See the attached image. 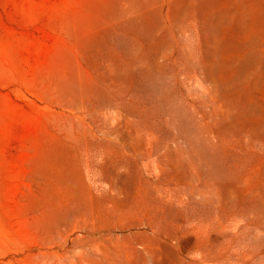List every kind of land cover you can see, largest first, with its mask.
Wrapping results in <instances>:
<instances>
[{
	"label": "rangeland",
	"instance_id": "374dc122",
	"mask_svg": "<svg viewBox=\"0 0 264 264\" xmlns=\"http://www.w3.org/2000/svg\"><path fill=\"white\" fill-rule=\"evenodd\" d=\"M0 264H264V0H0Z\"/></svg>",
	"mask_w": 264,
	"mask_h": 264
}]
</instances>
